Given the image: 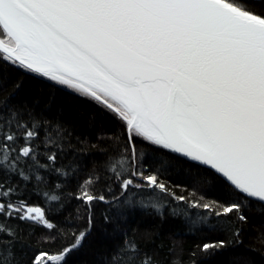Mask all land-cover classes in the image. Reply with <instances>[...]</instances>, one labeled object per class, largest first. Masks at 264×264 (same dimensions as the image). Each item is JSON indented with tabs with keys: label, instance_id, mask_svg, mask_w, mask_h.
Wrapping results in <instances>:
<instances>
[{
	"label": "snow or ice",
	"instance_id": "1",
	"mask_svg": "<svg viewBox=\"0 0 264 264\" xmlns=\"http://www.w3.org/2000/svg\"><path fill=\"white\" fill-rule=\"evenodd\" d=\"M5 68L49 85L42 112L70 110L96 143L75 137L73 146L62 119L12 105L23 81L14 84L0 102V264H24L17 257L26 255L23 230L8 221L44 228L40 243L65 238L46 207L62 196L40 187L53 173V192L76 180L67 202L83 205L87 227L56 253L31 249L27 264H67L91 233L93 207L110 198L125 210L103 216L105 233L120 240L99 264H155L123 231L136 207L132 190L172 195L173 218L187 215L179 204L202 209L189 230L225 237L197 245L207 255L243 243L246 212L264 216V0H0V88ZM105 118L114 130H104ZM98 145L104 162L81 180L77 157ZM69 151L73 159L58 164ZM173 174L193 189L189 196L170 193L161 177ZM201 190L220 196L196 198ZM142 207L164 214L159 203Z\"/></svg>",
	"mask_w": 264,
	"mask_h": 264
},
{
	"label": "trees",
	"instance_id": "2",
	"mask_svg": "<svg viewBox=\"0 0 264 264\" xmlns=\"http://www.w3.org/2000/svg\"><path fill=\"white\" fill-rule=\"evenodd\" d=\"M4 86L0 88V102L14 92V84L17 81H23L21 90L15 94L11 100L12 105H26L33 108L37 115L41 116L42 120L49 122L56 119H62L66 124L73 129V146H75V137H87L90 144L96 143V132H89L84 126L80 118H76L70 110H65L63 114L57 108L51 111H43L42 108L48 100L50 86L44 81H35L30 76H25L19 71L12 68H5ZM66 93L61 89L57 92V97L62 98ZM38 101V104H37ZM59 102V101H58ZM75 105L82 107L86 111H94V106L87 102L73 101ZM42 113V114H41ZM105 131L114 130L115 124L110 119L105 118L102 121ZM89 145H81L82 148H88ZM105 149L104 145H98L93 149L92 155L86 157H77L84 160L81 165L83 171L80 173V179H84L88 173L99 168L104 157L101 150ZM73 159V153L69 151L67 156L62 160H58V164L67 165ZM47 185H41L43 191H48L51 194H60L62 199L60 202H49L46 207L50 208L48 218L53 220L58 225V231L65 238L58 239L55 244L40 243L43 236L47 235L44 228L35 226L30 223L20 224L19 221H8L10 226L19 225L23 230L22 240L26 245L24 252L26 255H19L18 259L27 264V259L33 255L31 249L36 251H47L56 253L58 249L71 242L72 232H78L87 227L86 213L83 205L76 200H71L68 203V198L71 197L77 188V182L72 179L70 182L62 185V189L53 192V185L60 183L57 175L53 173L47 177ZM66 179V177L64 178ZM175 196H189L193 189L187 185L184 177L179 175H169L161 177ZM180 185V186H177ZM31 190V185L28 186ZM203 196L206 200H213L220 196L219 192H204L203 190L196 193V198ZM128 198L135 201L136 207L128 209L131 213L127 216L126 223L123 226V231L127 233L129 240H135L143 251L153 258L155 264H192L193 260L196 264H264V216H259L246 212L249 216L248 223L244 225V231L241 234L242 244L233 245L224 248L213 255L202 253L197 245L210 243L216 239H225L219 233L208 231H190L194 227L190 224L191 220L196 219L203 214V210L196 208H188L186 205L179 204V208L183 209L187 215H181L179 218H173L170 214L171 209L177 207V202L172 199L169 193L159 190L145 189L144 191L132 190L128 193ZM123 200V197L120 198ZM111 204H98L92 209L91 214L94 216L95 224L92 227L90 235L84 240L82 247L73 252L67 258V264H99L103 258L102 254L110 250L112 246L119 242L120 237L115 238L109 233H105L103 228V216L111 215L114 211H124L119 201H112ZM31 202L35 204H44L45 202L37 196L31 197ZM65 203L63 211L60 210L59 204ZM159 203L163 206L164 214L161 216L154 209L145 210L142 205ZM79 210L78 212L76 210ZM151 213V214H149ZM71 214V219H69ZM31 233V234H29ZM30 245V247H27ZM195 253V256H193Z\"/></svg>",
	"mask_w": 264,
	"mask_h": 264
},
{
	"label": "water",
	"instance_id": "3",
	"mask_svg": "<svg viewBox=\"0 0 264 264\" xmlns=\"http://www.w3.org/2000/svg\"><path fill=\"white\" fill-rule=\"evenodd\" d=\"M172 196V195H171Z\"/></svg>",
	"mask_w": 264,
	"mask_h": 264
}]
</instances>
